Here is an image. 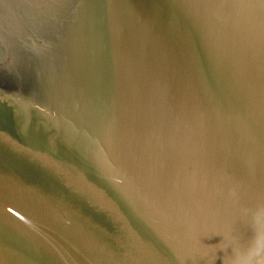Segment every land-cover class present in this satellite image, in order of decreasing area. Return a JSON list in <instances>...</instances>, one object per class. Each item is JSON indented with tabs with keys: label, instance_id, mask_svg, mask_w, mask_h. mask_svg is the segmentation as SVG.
<instances>
[{
	"label": "water",
	"instance_id": "1",
	"mask_svg": "<svg viewBox=\"0 0 264 264\" xmlns=\"http://www.w3.org/2000/svg\"><path fill=\"white\" fill-rule=\"evenodd\" d=\"M0 264H264V0H0Z\"/></svg>",
	"mask_w": 264,
	"mask_h": 264
}]
</instances>
